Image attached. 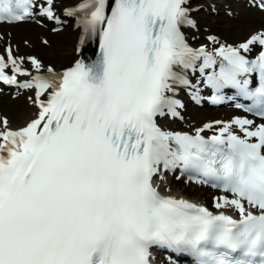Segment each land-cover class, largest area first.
Instances as JSON below:
<instances>
[{"label":"snow or ice","instance_id":"1","mask_svg":"<svg viewBox=\"0 0 264 264\" xmlns=\"http://www.w3.org/2000/svg\"><path fill=\"white\" fill-rule=\"evenodd\" d=\"M36 8L60 20L54 0H0V21ZM192 10L188 0H77L64 9L82 26L79 45L94 41L98 51L93 59L78 46L80 58L60 71L41 72L28 57L35 74L19 83L34 90L39 111L18 128L0 115V264H151L153 246L191 264H264V28L239 44L193 47L182 30L196 27ZM6 53L0 81L16 84L31 70L10 46ZM189 70L203 80L193 85ZM201 85L212 100L234 89L259 122L206 123L223 125L210 136L162 128L158 115H179L181 86L199 98ZM161 166L230 191L215 207L238 218L163 194L154 183Z\"/></svg>","mask_w":264,"mask_h":264},{"label":"bare ground","instance_id":"2","mask_svg":"<svg viewBox=\"0 0 264 264\" xmlns=\"http://www.w3.org/2000/svg\"><path fill=\"white\" fill-rule=\"evenodd\" d=\"M75 3H77V0H54V4L56 6V14L59 16L63 15V11L66 7L73 6ZM188 5L192 7L191 15L198 20V30L195 31L193 29H188L186 31H189V39L191 42H193V45H201L204 44L208 47H213L218 45L220 43H227V40L231 41L228 38V35L224 34V32L220 33L217 29L218 24L217 21H214L213 18L208 16V13L211 12L210 6L205 3L204 0H189ZM223 5L221 2L217 6L218 9H221ZM233 9L236 11V15H239V18L243 21L248 22L251 26H256L254 30L257 31L258 28H264V11L260 10L259 8H253V7H246L242 1L234 4ZM42 22V20H41ZM76 20L73 19L72 24L65 30L64 32V42H61L57 44L54 48L50 51V57L51 60L48 64H44L41 62L42 65H44L43 68L40 69L41 72H47V66L51 64L53 68H55L57 71L60 69L70 65L72 62H74L77 58H80L81 53L77 52V47L80 46L82 48V54L85 52L87 43L83 46L79 45V37L81 33V29L79 26H76ZM43 24L50 26L49 24H46L43 22ZM4 28H1L0 25V32L3 33L5 36V39H2L3 41H9L7 38L14 37L15 35H22L26 31H34L37 29H44L40 22H21L16 25H7L3 24ZM47 29V27H46ZM45 29V30H46ZM203 30L204 32H201ZM64 31V30H63ZM211 34H214L215 37H217V41H219L218 44H212L209 41V36ZM26 68L30 69V74L26 77L31 76L35 73L36 69L34 68V65L31 63H27ZM33 98V95H32ZM43 99H46V95L42 97ZM33 101V99H32ZM29 102L25 104V107L23 108L22 112L18 114L17 116H13L11 118H8L9 120V126L13 128L23 127L29 120L35 118V116L38 113V107L37 104L34 102ZM207 108H204L202 111H206ZM190 111L186 110V115H188ZM8 115V114H7ZM6 115V116H7ZM215 115L218 116V120H232L235 116H248L245 112L239 110V109H218L217 112H215ZM9 116V115H8ZM7 116V117H8ZM10 117V116H9ZM250 118V116H248ZM187 121V122H186ZM184 123L170 121L168 119L161 120L162 125H164L167 129H183V130H191L194 131L197 128L191 127L188 124V120H186ZM235 131H240L239 126L234 127ZM169 180L164 185V188L169 186ZM208 191V190H203ZM169 193H172L178 197L183 195V192L181 190H176L171 188ZM202 203H205V201H201Z\"/></svg>","mask_w":264,"mask_h":264},{"label":"rangeland","instance_id":"3","mask_svg":"<svg viewBox=\"0 0 264 264\" xmlns=\"http://www.w3.org/2000/svg\"><path fill=\"white\" fill-rule=\"evenodd\" d=\"M217 1H223V0H217ZM225 4H230L232 3L231 1H224ZM226 8V7H225ZM224 13L223 11H220V14L214 17V20L217 21L218 27L217 29L219 30L220 33L224 32L223 35L227 34L228 38L232 41V42H236L239 40H242L244 38H246L250 33H252V31L257 28L256 26H251L250 24L244 22L243 20H241L239 17L235 16H228L226 15V11L225 9ZM67 29V27L64 29V31L58 33L57 35H53L51 33L45 32L42 29L39 30V32H45V36L51 41L50 46L46 47V46H42L41 47V51L38 52L39 55L41 56V58H47L48 61L51 60L50 57V51L52 48H54L57 44L64 42V32ZM69 29V28H68ZM27 32V31H26ZM25 32V33H26ZM38 32V30H37ZM26 36L25 34L21 37ZM14 42L19 43V39L16 38V40H13ZM20 47H22L20 45ZM3 95H5L3 97V100L0 98V109L2 112H4L5 114H8L11 117L13 116H17L18 114H20V112H22L23 108L25 107V104L27 102V97L28 95H24V96H18L17 98L12 99L10 95H8L7 93H4ZM2 96V95H1ZM216 109H210L208 112H206V114L200 110H196L194 109V111H191V113H195L197 116L201 115L206 117L205 119H214V113L213 111H215ZM200 123V122H197ZM186 192H188L189 194H192L195 197L199 196V193L197 189H194V187H186Z\"/></svg>","mask_w":264,"mask_h":264}]
</instances>
